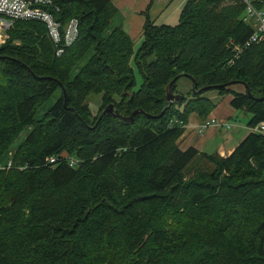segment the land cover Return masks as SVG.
I'll list each match as a JSON object with an SVG mask.
<instances>
[{
    "label": "trees",
    "instance_id": "1",
    "mask_svg": "<svg viewBox=\"0 0 264 264\" xmlns=\"http://www.w3.org/2000/svg\"><path fill=\"white\" fill-rule=\"evenodd\" d=\"M112 1L53 0L62 26L77 21L68 45L38 20H15L0 44L1 163L29 130L0 169V264H264V134L226 156L178 145L189 116L229 93L247 126L264 121V40L247 43V5L186 0L172 25L145 12L133 42ZM110 103L156 117H99Z\"/></svg>",
    "mask_w": 264,
    "mask_h": 264
},
{
    "label": "crops",
    "instance_id": "2",
    "mask_svg": "<svg viewBox=\"0 0 264 264\" xmlns=\"http://www.w3.org/2000/svg\"><path fill=\"white\" fill-rule=\"evenodd\" d=\"M174 0H113V5L117 9L119 18L122 19V27L125 32L129 35L133 42H138L142 34V27L145 20V12L154 20L155 23L164 24H175L178 19L180 11L177 13V8L175 12L167 13L168 7ZM186 0H182V5ZM182 8V7H181ZM181 10V9H180ZM164 14L163 19L166 22L158 21L160 17ZM171 18V20L168 19ZM187 81L181 82V87ZM231 89L235 91H244V86L242 84H233ZM232 95H224L217 103L215 108L209 113L207 118H216L219 125H214L209 127L203 132L198 131V126L202 122L195 114H191L189 119L184 126V132L178 140V145L182 150L188 147H194L199 151L213 153L216 152L220 156L229 155L234 147L249 133L246 115L243 117L246 122L238 123L237 114L239 111L230 105V100ZM98 100V99H96ZM232 122V124L230 123ZM225 124H229L226 127ZM225 126L224 132L221 129ZM235 127L232 132L231 128ZM230 129V131H228ZM246 129L247 133L242 134L237 132V130Z\"/></svg>",
    "mask_w": 264,
    "mask_h": 264
},
{
    "label": "built area",
    "instance_id": "3",
    "mask_svg": "<svg viewBox=\"0 0 264 264\" xmlns=\"http://www.w3.org/2000/svg\"><path fill=\"white\" fill-rule=\"evenodd\" d=\"M242 1L247 5L248 15L253 17L256 25L247 43L264 40V8L262 10L255 9L252 5L255 0ZM52 5L53 0H0V32L4 34L6 30L11 28L15 20H38L46 26L48 35L54 43H59L62 39L64 44H70L77 36V21L75 18H71L62 26L54 17ZM0 43H4V39L0 40ZM60 52L61 48L57 50V54ZM219 124L216 118H206L199 124L198 131L203 132L209 127ZM225 125L229 127V124ZM248 131L264 134V121L254 126H248ZM47 161L53 162L54 158L48 157ZM68 163L73 166L76 160L68 158ZM10 166L11 162L8 161L6 165H0V169Z\"/></svg>",
    "mask_w": 264,
    "mask_h": 264
},
{
    "label": "rangeland",
    "instance_id": "4",
    "mask_svg": "<svg viewBox=\"0 0 264 264\" xmlns=\"http://www.w3.org/2000/svg\"><path fill=\"white\" fill-rule=\"evenodd\" d=\"M182 0H174L172 3H171V5L168 7V9H167V13H171V12H175V8H177V13L180 11V9H181V5H182ZM118 17H119V15H117ZM163 17H164V14L162 15V17H160L159 19H158V21H163V22H166V20L165 19H163ZM168 19L169 20H171V18L170 17H168ZM172 21V20H171ZM13 25V24H12ZM12 27V26H11ZM9 30V29H8ZM8 30H6L5 32H4V34H3V32H0V40H3L4 39V42H6L7 41V39H8V37H9V34H8ZM4 36V37H3ZM0 44H2V43H0ZM138 73V72H137ZM73 74H75V72L73 73ZM72 74V75H73ZM182 82V81H181ZM180 82V83H181ZM232 86V85H231ZM190 86H189V84L187 83V85H183L182 86V89H187V88H189ZM231 88V87H230ZM58 92H56L55 93V95H58L57 94ZM211 93H213V92H208L207 94H209V95H213V94H211ZM54 97L55 96H52L49 100H47L40 108H39V110H38V112H37V114H36V116L35 117H37V118H39L40 117V115L44 112V111H46L47 109H48V107H50L51 106V104L53 103V101H54ZM97 97H96V95L95 96H92L89 100L90 101H92V105H90V108H91V111H92V113L93 114H96L97 113V111H98V103H97ZM246 115V120L249 118V114L248 113H246V112H244L243 110L242 111H239V113L237 114V122L238 123H245L246 122V120L243 118L244 116ZM209 118V117H208ZM231 124H232V122H230ZM225 126H223V128L221 129V132H224V131H226L225 129ZM234 129H235V127L233 126L232 128H231V130H232V132L234 131ZM228 131H230V129L228 130ZM28 132H29V130L28 129H25V130H23L18 136H17V138L13 141V143L11 144V146L9 147V150L6 152V154H7V156H8V158H9V160L8 161H10L11 162V160H10V157H11V155H12V153H13V151L16 149V147L22 142V140L24 139V137L28 134ZM237 132H238V134L239 133H242V134H246L247 133V130L246 129H241V130H237ZM12 163V162H11ZM0 164L3 166V165H5L4 164V162H0Z\"/></svg>",
    "mask_w": 264,
    "mask_h": 264
},
{
    "label": "water",
    "instance_id": "5",
    "mask_svg": "<svg viewBox=\"0 0 264 264\" xmlns=\"http://www.w3.org/2000/svg\"><path fill=\"white\" fill-rule=\"evenodd\" d=\"M29 1H32V0H29ZM183 74H178V75H176L167 85H166V88H165V90H166V94H165V96H166V100L169 102V104H172V103H174V102H177L178 100H180V98H181V95L180 94H176V93H174V92H172V90H171V83L173 82V81H175L178 77H180V76H182ZM230 84V83H229ZM231 84H233V82L231 83ZM195 87H196V84H195V82H194V86L192 87V91H193V93H200L201 91H203V90H205V89H207L209 86H205V87H201V88H199V89H197V90H195ZM246 87V86H245ZM247 88V87H246ZM63 90V89H62ZM247 92L248 93H250L249 91H248V89H247ZM63 96H64V98H65V93H64V91H63ZM138 113H141V114H144L146 117H156V116H154V115H151V114H147V113H145L142 109H135V110H133L131 113H130V115H128V116H123V115H120L115 109H114V105L112 104V103H110V104H108V105H106L104 108H103V110L101 111V113H100V116L99 117H101V116H103V115H105V114H111V115H113L114 117H120L121 118V120H123V121H125V122H128V121H133V117L136 115V114H138Z\"/></svg>",
    "mask_w": 264,
    "mask_h": 264
}]
</instances>
